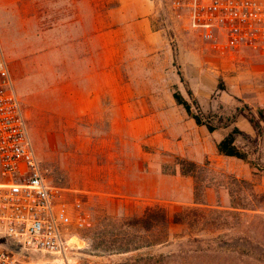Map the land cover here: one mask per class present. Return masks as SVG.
<instances>
[{"label":"rangeland","instance_id":"374dc122","mask_svg":"<svg viewBox=\"0 0 264 264\" xmlns=\"http://www.w3.org/2000/svg\"><path fill=\"white\" fill-rule=\"evenodd\" d=\"M117 4L0 0L2 46L28 134L47 179L64 188L57 209L68 264H264L187 243L224 232L264 243V48L204 40L169 0H126L127 11ZM190 91L204 120L236 114L234 122L214 131L197 124L174 98L190 100ZM235 127L246 159L217 149ZM82 216L89 226L79 225ZM0 246L22 252L2 235Z\"/></svg>","mask_w":264,"mask_h":264},{"label":"built area","instance_id":"2783aa9c","mask_svg":"<svg viewBox=\"0 0 264 264\" xmlns=\"http://www.w3.org/2000/svg\"><path fill=\"white\" fill-rule=\"evenodd\" d=\"M206 41L225 48H264V0H169ZM0 34V235L21 250L0 246V264H68L63 232L64 188L51 183L37 158L14 89ZM79 225H90L87 217ZM31 252L49 255L33 259Z\"/></svg>","mask_w":264,"mask_h":264},{"label":"trees","instance_id":"16d2710c","mask_svg":"<svg viewBox=\"0 0 264 264\" xmlns=\"http://www.w3.org/2000/svg\"><path fill=\"white\" fill-rule=\"evenodd\" d=\"M189 94L191 96L190 100L185 98L181 93L174 94V98L177 103L184 106L187 113L196 121L197 124H204L210 131H214L219 127H226L234 122L237 116L236 114L232 115V118L227 119V121H224V119L220 118L217 123H214L213 120H204L201 116V113H197L194 110L195 105L196 108L201 111L199 100L193 95L192 91H190ZM254 126L258 128L259 124L254 123ZM238 132H240V130L237 127L232 129L224 138H222L218 142L217 149L221 154L246 159L248 157L247 152L239 149V147L235 143ZM261 200L264 201V196ZM243 208L250 210L257 209L256 206H248ZM187 243L195 246L194 250L198 251L235 253L240 256L251 257L259 262H264V243L247 234L236 235L230 232H224L218 234L215 237H197L189 239Z\"/></svg>","mask_w":264,"mask_h":264},{"label":"crops","instance_id":"0c3cea01","mask_svg":"<svg viewBox=\"0 0 264 264\" xmlns=\"http://www.w3.org/2000/svg\"><path fill=\"white\" fill-rule=\"evenodd\" d=\"M126 0H118V4L115 6L114 10H125L126 9ZM132 8L128 11V16L130 19H133V17L135 16V13L137 11V9ZM127 11V10H125ZM134 11V14H133ZM137 14V13H136ZM134 15V16H133ZM56 28V27H55ZM65 38H64V42H65V48L68 49L71 45H73V40L72 37L70 36V34L67 33V26H65ZM122 29L121 27H119V30ZM86 33V34H85ZM85 33H83V30L81 28L80 31V35L79 37H77L76 39V44L78 45L79 49H80V54L78 55V60L80 65L84 64H88V35L87 32L85 31ZM58 42L61 43V38L58 39ZM96 49L99 51V49L101 50V64L102 66H104V52H105V43L103 42V40H101V43L99 45V42H96ZM98 60V59H97ZM99 64V63H98Z\"/></svg>","mask_w":264,"mask_h":264}]
</instances>
